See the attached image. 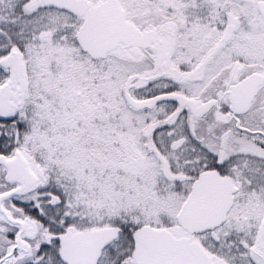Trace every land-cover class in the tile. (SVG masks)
I'll return each mask as SVG.
<instances>
[{"label":"snow or ice","instance_id":"6c2138e0","mask_svg":"<svg viewBox=\"0 0 264 264\" xmlns=\"http://www.w3.org/2000/svg\"><path fill=\"white\" fill-rule=\"evenodd\" d=\"M0 264H264V0H0Z\"/></svg>","mask_w":264,"mask_h":264}]
</instances>
